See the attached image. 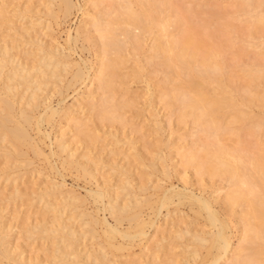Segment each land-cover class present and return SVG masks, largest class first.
<instances>
[{
  "label": "bare ground",
  "instance_id": "obj_1",
  "mask_svg": "<svg viewBox=\"0 0 264 264\" xmlns=\"http://www.w3.org/2000/svg\"><path fill=\"white\" fill-rule=\"evenodd\" d=\"M175 1L113 0L108 8H102V3H96L90 9L91 12L85 10L84 17L76 30V36L72 37L69 34L66 42L69 45L72 44V41L76 43L83 36H85L83 37L85 40L93 41L97 53L95 67H89L86 63L85 66H82L78 62H74L71 58L72 49L69 45V52L66 53V49L62 48L63 46L59 42L49 41L52 44H47L44 43V40L41 42L42 39L39 41L40 37H38L39 39L34 37L38 32L36 27L42 26L43 20L49 25H46V28L42 26L46 30L41 26L40 28L44 31H51L50 22L52 20L59 21L60 15L69 19L77 9L73 0H48L44 12L41 11L44 14L43 20L36 19L37 22H30V27H25L27 33L24 32L18 38L24 39L26 45L34 46V50H29V45L24 44L29 51L26 49V51L23 50L25 53H22V48L19 49L21 43L18 42V38L15 40L12 35L11 38L14 40L12 41L6 38L10 35H5L3 38L0 35L3 43L0 44V160L4 165L0 167V184L1 181L12 184L11 191H5L7 194H4V200L9 202L8 205L18 202L22 204L21 202L24 200H31V202L34 201L41 205L40 207L43 209V212L40 213L41 217L39 214V219L33 224L28 220L23 229L26 231L27 239H32V242H43L40 251L43 256L45 254V264H119L117 257H114L116 260L111 257L114 256L113 252L116 254L136 248L135 246L142 247L149 240L151 229L158 228L155 227L156 219L154 218L161 215L163 209L167 210V214L164 216L172 219L170 215H173L175 218L177 215L174 214L178 212L180 215L182 214L179 207L182 208L184 205H189V212H193L195 216L190 220L198 222V219L201 218L204 224L197 223L198 227L193 224L195 230L189 228L188 224L186 230L181 228L178 231L177 229L174 234H171L170 231L172 233L173 231L170 230V236H167V232L165 234L162 231L165 236L154 237L160 239L157 238L154 242L152 241L153 243L150 239L153 245L149 247L150 249H146H149L146 255H140L137 260L130 261L131 264H264V142L257 151L241 145V136L244 132L261 129L264 126V92L261 90L263 89L261 87L264 86V65L244 66L241 71V78L244 80L237 76L238 79L246 82L243 87L242 84H239L241 80L236 78L235 82L233 77L227 76L222 53L229 44L239 40L240 32L238 31H241L242 34L245 31V28L239 29L241 25L251 27L250 33L245 31L248 33H246V37L248 36L249 39H255L258 32L264 38V13L256 12L255 7L250 12L243 11L245 13L243 16L241 15L242 18H239L241 25L233 22L228 23L229 21L224 24L227 29L233 32L234 36L237 35L235 39L217 42L218 37L213 39L217 33L207 32L206 27L201 28V26L190 23L189 11L184 12ZM253 1L247 2V4L250 7L254 6ZM7 2L8 0H0V19H2V21L0 20V30L4 28L3 26H6L7 29L9 24L8 21H5L7 16L10 15L12 18L11 14L13 13L10 11L11 14L7 15V9L10 7ZM20 9L18 8V11ZM31 9L30 7H26L25 10L23 8L24 11L20 10L21 13H17L18 17L24 18L25 15L32 13ZM80 9L82 10V8ZM80 9L78 7V10ZM17 14H13L14 17ZM11 18L8 17V20H12L10 22L14 23V18ZM35 18L39 17L36 15ZM29 30L37 32L32 36L33 33L29 34ZM23 31L25 30L23 29ZM91 32L98 34L97 40L90 36ZM215 32L221 33L223 30ZM25 34L27 35L23 36ZM5 38L8 40L7 43H4ZM24 40L21 42L24 43ZM149 40L152 42L150 59L156 62L164 74L165 84L162 86L163 89L159 90L161 102L165 103L167 109L171 111L179 110V124H187L192 120L198 128V138L189 149L180 151L175 156L172 155L173 157H169L170 159H167V155L159 150L162 149L160 146L163 143L159 141L160 138L157 141V144L158 142L160 144H156V152L154 151V157L150 158V161L145 154L139 153L141 151H138V148V150L136 147L134 148L135 145H133L132 152L137 150L136 153H132L131 150H129L130 154L129 151H124L125 155L124 152L121 153L130 164L127 166L131 167L133 161L137 162L140 168H145V172L142 174L145 175L148 171L145 175L146 178L144 180L141 178L138 183L139 181L137 182L133 177L135 173L133 174L129 167L126 168L125 164L122 166L121 163L119 165V162H115L117 159L115 155L120 153H116L114 155L116 159L110 160L113 161L110 163L109 160L104 161L101 153L99 155L94 151L98 147L97 143L102 139L99 135L102 128L99 130V125L107 124L108 126L109 123L111 125L123 123L125 118L122 111H132L136 106L137 98L132 97L120 102L115 97L121 89L123 93L125 92L123 95L128 94L131 91L130 82L142 79L145 74L139 59L145 46L150 45ZM214 40L216 41L214 42ZM243 42L247 43V40L245 39ZM237 51L235 58L241 56ZM260 54L264 55V52ZM31 58H33L32 62L29 63L28 59L31 60ZM131 60L133 61L129 65ZM127 68H130L131 71L125 73L124 69ZM94 77V82L98 83L99 91L101 90L103 97L99 100L97 99L99 96L94 95L93 92L81 93V96H78L73 102H83L81 108L83 115L80 108H78L80 112L75 110L77 108L74 109V104L67 107H53L52 99L57 94L63 97L65 91L74 90V88L83 85L87 79L92 80ZM145 80H147L146 89L149 92L150 81L147 77ZM239 85L242 87L240 88ZM242 93L245 95L242 96ZM65 97L63 98L66 99ZM150 97H155L153 92L150 93ZM240 97H242L241 100ZM64 99H60L59 106L65 101ZM254 106L259 108V114L253 112ZM57 117L59 118L57 119ZM55 123L59 127L62 123H67L65 127L67 130L70 129V132L65 129L64 132L58 133L56 145L53 144L56 150L53 149L49 155H46L41 147V141H38L36 136L34 138L32 133L37 132L38 136L48 138L51 136L50 132L42 133V127L51 125L52 128ZM154 125L157 127L156 133L159 134L158 131L160 132L162 128L161 122L156 120ZM69 133H72L71 137H68ZM112 135L113 138L116 137L114 132ZM227 136H230V140L226 138ZM40 138L39 140L42 139ZM117 140L119 139L116 137ZM230 141L232 142L230 143ZM73 142L80 143V146H77L76 143L77 147L71 148ZM132 144L128 146H132ZM167 145L165 144V146ZM81 146L83 149L79 152ZM169 150L175 149L169 147ZM51 156L58 158L62 173L74 170L79 177L97 184L95 190L91 189L88 192V196L93 200L89 203L103 205L104 211L108 212L115 225L100 218L99 209L92 211L89 208V210L87 198L82 197L72 188L68 189L65 184L46 182L47 184L42 188L38 187L30 192L22 190V187L19 188L21 185H19V181H22L26 175L33 176L34 172L36 175V171L38 175L42 174L34 166L35 158L44 157L49 162ZM175 158L179 159L178 163L184 170L193 169L201 179L208 177L212 181L220 179V181L228 183V190L221 198L222 209L219 208L220 206H218L219 210L216 209V205L220 204V194L212 196V193L206 197L203 194L205 190H203L201 195L197 196L193 191L188 190L189 192H187L184 189V191H175V187L169 189L163 185L165 179L172 177L168 172V161ZM145 160L149 161L148 165L145 164ZM55 166L52 164L50 167L51 170L57 172L58 168ZM104 167H109L112 178L115 176L116 182L111 180L110 183V180H107L110 175L108 174L104 177L105 182L99 183L101 178H98V174H101L100 171ZM22 169L25 170L24 173ZM153 176L157 178L156 181L152 180ZM38 178L40 177L38 176ZM112 187H116V190L112 191L115 192L114 195L110 190ZM187 188L185 187V189ZM37 206L39 207V205ZM170 206L174 209L170 210ZM14 209H17L15 205ZM235 209L240 210L239 219L236 218ZM7 210L8 208L0 207V264H43L36 257L23 256L24 253L21 250V253H18L17 245L16 248L12 246V228L16 225L11 227L9 225L11 223L8 224L9 221H6ZM146 211H150V213L148 212L146 215ZM13 214L17 213L15 214L13 211ZM162 218L165 219V217ZM236 221L237 224H235ZM170 222L171 220L168 221V223ZM125 224H127V228H123L126 227ZM235 227L240 228L238 240L241 244L233 251L235 238L232 230ZM17 229L19 230V228ZM186 235H190V238H185ZM179 240L181 243L178 242ZM174 244L175 248L183 250V253H180V260L174 255L175 253H171V249H169L171 252L167 250L168 254L167 251L165 252L169 246L171 248ZM144 247L145 244L141 253H143Z\"/></svg>",
  "mask_w": 264,
  "mask_h": 264
},
{
  "label": "rangeland",
  "instance_id": "obj_2",
  "mask_svg": "<svg viewBox=\"0 0 264 264\" xmlns=\"http://www.w3.org/2000/svg\"><path fill=\"white\" fill-rule=\"evenodd\" d=\"M251 1H247V0H215V1H213V0H176L175 2L180 8L183 9L184 12L185 11L186 12L187 11L190 12V13L188 12V14H189L188 17L190 18V23H192L195 26H201V28H205L206 27L207 28V32L210 31L211 33H213V31H214V33H217L213 37V39H216L218 37L216 39L217 42H218L219 40L220 41H226L227 39H229V40L231 39L233 41L235 39V36H237V35L235 34V36H234L233 32L231 30L227 29L226 28L227 26L225 27L224 24L229 21L228 23L233 22L234 24L241 25L239 18L240 17L242 18L243 14L245 13V12L243 13V11H249L250 12L251 10H254V7H255L256 12H258V13L263 12L264 13V0H254L253 1V5L254 6L250 7L247 4V2H251ZM73 2L77 5V9L74 10V12L71 15V17H69V19H68V18H64V17H62V15H60L61 18L58 19L59 21L54 22L55 20L54 21L52 20L53 22L51 21L50 23H51L53 31L51 30L52 31L51 32V31L47 30V31L51 32V33H49L47 31H44V29L46 28V25L48 26L49 23H47L42 18V17H44V14L42 12H44V9H45L44 7H46V5L48 4V0H8L7 4H10V7L7 5L9 7V8L7 7L8 8L7 9L8 10L7 11V15L10 12L13 13L14 15L17 14V13L20 14L21 11H24L26 9V7L27 8L30 7L33 10L31 9L32 13L30 12L31 14L29 13V14L25 15L24 18L18 17V14H17V16H15V17H18V18H15L14 15L10 13L12 15V18H11L10 15H8L7 18L5 19V21L9 22L8 25L6 24L7 25V29L5 28L6 26H3L4 30L3 29L0 30V31H2V32H0V35L2 36L1 38L5 37V35L6 36L10 35V37L8 36L6 38H9V40L14 41L11 38L12 35H13L14 39L17 40L16 38H18V36H20V35L22 36V34H24V32L27 33L25 27H27V28L30 27V25H29L30 22L31 23L33 21L37 22V20L40 19L39 21L43 20L42 21V26H44L45 28L42 27L41 25L40 26L42 28H44V29L40 28V26H37L36 29H37V31L39 33L37 31L36 32L38 33V35H37V33L34 30H32V31L29 30L28 33L29 34L33 33L32 36H34L35 33H36V35L34 37H37V38L40 37V39L38 38L39 41H41V39H42L41 42H43V40H44V43H47V44H49V43L52 44V42H55V41L57 43L59 42V44L61 46H63L62 48L66 49V53H67V52H69V47H68L69 44L66 42V40H67L69 34L72 37L76 36V30H77L78 26L80 25L82 18L84 17L83 16V12L85 10H88V12H91L90 9H92L94 4H96V3H102V8H108L109 5H111L113 3V0H73ZM78 7H79V9L82 8V10L81 9L78 10ZM18 8L19 9L21 8L20 9L21 11L20 10L18 11ZM23 8H24V10H22ZM41 9H43V10H41ZM243 9H245V10H243ZM191 12H193V13H191ZM36 15L39 18H35ZM8 17H9V19L10 18L11 19L14 18V23H11L10 21H12V20L9 21ZM26 17H27V19H26ZM0 20L2 21V19H0ZM39 21H38V23H39ZM23 23L26 24V25H24ZM44 23H46V24L44 25ZM10 24H11V26L13 24V26L12 27L9 26ZM8 27L9 28L11 27V29H8ZM241 27L239 26L240 30H243L245 28L244 30L248 31L249 33H250L249 30H252L251 27H249V25L248 26L241 25ZM38 28L40 29V31H39ZM21 29H22V31H21ZM23 29L25 31H23ZM221 29L223 30V32H221L222 31ZM217 30L218 31L220 30L221 33L215 32ZM17 31L21 32V33L17 34L18 33ZM41 31H43V32H41ZM245 31L243 32V34L241 33V31H238L241 34L237 33L239 40L237 39L238 41L235 40L233 42V44L235 43L236 45L234 46L231 43V44H229V46L226 49H223V52H222L223 53V57H224L223 60H225L224 62H225V65H226V68H225L226 72H227L226 74H227V76L230 75V77H233L234 78L233 80L235 82L238 79L237 76L238 77L240 76V78H241V75H242L241 71H242V69L244 68L245 65H248V66L249 65L252 66V65H255V64L264 65V55L260 54L261 52H264V44H262L264 42V38L262 37L261 33L258 32L257 35H255L256 36L255 39L251 40V39L248 38V36L246 37V33L247 32H245ZM5 32H7V33H5ZM9 32H11L12 34L9 33ZM26 35L27 34H25L23 36H26ZM243 35H245V36H243ZM50 36L52 37V39L53 38L54 39L52 40ZM90 36L95 38V40L98 39V34H95V33L91 32ZM83 37H85V36H83ZM83 37L80 39V41L78 40V41H76V43H75V41H72L71 42L72 44L69 45L70 48L72 49V52H70V53L73 55V56L71 55V58H73L72 60H74V62H76V63L78 62L82 66L83 65L85 66V63H86L87 66H89V67H91V66L95 67V65L97 64V62H96L97 61L96 47L94 49V45L95 44L93 43V41H87ZM1 38H0V41H1L0 44L2 43V39ZM20 39H21V37H20ZM213 39H212V42H213ZM243 39L244 40L246 39L247 43L243 42L244 41ZM19 40H18V42L21 43V46H23L24 44L26 45V42H25L24 39H21V40H24V43H23V41L21 42V40L20 41ZM216 40H214V42ZM6 41L8 42V40L6 39V40H4V43H7ZM12 41H10V42L12 43ZM49 41H52V42H49ZM148 42L150 43V45L149 46L148 45L145 46V49L143 50V52L141 54V58L139 59L140 62H141L142 67L144 68V73L145 74L142 77V79H144V80L141 81L142 79L140 78L139 79L140 81L139 80L131 81L130 82L131 91H129L128 94L126 93L127 95L126 94L123 95L125 92L123 93L122 89H121V91L118 90L120 92L115 97V99H117L120 102L123 101V100L130 99L132 97L133 98H137L136 106H135V108L132 111H130V110H123L122 111V113H123L122 115L125 118L124 119L125 121L123 123H114V125H111V123L107 122L110 125L107 126V124H102L103 126L106 125L104 128H103V126L101 124H100L101 126L99 125V130L102 128V130H101L102 132L101 131L99 132V135L102 137V139H101V141H99L97 143L98 147L94 151V153L98 152L99 155L102 154V158L104 157L103 158L104 161L106 160L105 162H107L109 160L110 163H113V161L117 158L115 162H117V163L119 162V165L121 163L122 166L126 165V168L129 167V169L132 170L131 172H133V174L135 173L133 177H135V180L137 182L141 178H143L141 180H144L146 178L145 175H146V173L148 171H146L145 175L142 174V173L145 172V170H144L145 168L144 169L142 167L140 168L139 167L140 165H138L137 162L134 163L132 161V159H130L132 161L131 162V167L127 166V165H130V164L127 162L128 160L126 161V159L123 158L124 156L122 154H123L124 151L131 150V152H132V150H134V148L136 147V149L137 148L139 149V150L137 149L138 151H141L139 153L145 154L146 157H148L149 161H150L151 160L150 158L154 157L153 155H154L155 148L157 149V147H155V146L157 144L158 139L160 138L159 141L163 142V143L165 142V143L164 144L161 143L163 146L161 145L160 147L162 149H159V150L160 151L162 150L161 152H163L164 155H167V157H168L167 159H170L172 155L175 156L180 151L189 149L191 147L192 143L194 141H196V139L198 138V135H197L198 128L196 127V125L193 124L192 120L188 121L187 124H179V122H178V114H179L178 111L179 110L171 111V110L167 109V107L165 106V103L161 102V99H160V96H159V90L163 89L162 86H164L163 84H165V82L163 81L164 74L160 70L158 65H156V62L155 61L154 62L151 61V59H150V56H151L150 49L151 48L150 47L152 45V42H150V40ZM66 43H67V45H66ZM251 44H256V45H259V46H255V45H251ZM25 45L23 47L20 46V48H19V49L22 48L21 49L22 53H25L24 51H26V49H27L26 46L29 45V44H27L26 46ZM33 48L35 49L34 46H31V45L28 46L29 50H31ZM242 48H243V52H242ZM28 49H27V51H29ZM237 49H239V50L237 51ZM236 51L239 52V54L241 55L239 58H235V52ZM23 56L24 55H22V57ZM32 59L33 58H31V60L28 59V62L31 63ZM24 60L27 62L26 59H24ZM132 61L133 60H131L129 62V65H130V63H132ZM128 67H130V66H128ZM124 70H125L124 71L125 73L131 71L130 68L129 69L127 68V69H124ZM145 76L147 77L148 81H150V85L151 86H150V91L149 92L146 89L147 80H145L146 79ZM230 77H228V78L230 79ZM241 79H238V80L240 81ZM94 80H95V77L92 78V80L87 79V81L83 85L78 86L79 88L78 87H76V89L74 88L75 92L72 89H70V91H68V90L65 91V92H68L67 94L64 92V95H63V97L66 96L65 97L66 99H64L63 97L58 96L59 94H57V96H55L52 99L53 107L54 108L67 107V106H71V105L74 104L75 105L74 109L77 108L75 110L79 111L78 108H80V111L82 113L81 108H82V103L83 102L82 101H81V103L80 102H78V103L77 102L76 103L73 102V101H75V99L78 96H81V93L82 94L83 93L86 94V93H90V92L92 93L93 92L94 95L97 94V96H99V98H97L99 100L102 99V97H103L102 96L103 93L101 92V90L99 91L98 83L94 82ZM242 80H244V79H242ZM241 81H240L239 84H242V85L244 84L245 85L246 82L245 81L241 82ZM244 85H243V87H244ZM239 86H240V88L242 87L241 85H239ZM261 88H263V89H261ZM261 88L260 89L262 90V92H264V86H262ZM78 90L79 91L81 90L82 92L81 91L79 92ZM151 92H153V95L155 96L154 98L150 97V93ZM241 95L243 96L245 94L242 93ZM60 99H64L65 100L64 102H62L61 106H59L60 105L59 101H61ZM241 99H242V97H240V100ZM253 112L255 114H259L260 110H259V108L257 106H254L253 107ZM83 114L84 113H82V115ZM58 118L59 117H57V119ZM156 120H158L162 124V126H161L162 128H161L160 132L158 131L159 134L156 133L157 132V130H156L157 127H156V125H154V122H156ZM65 124L67 125V123H62L60 125V127L58 125H57L58 126L57 127L56 123H55V124H53L54 127L52 125V128H51V125L50 126L44 125L42 127V131H43L42 133H44V132L45 133L46 132L49 133L50 132L51 136L48 137V138H45L44 136H41V135L38 136L37 132L32 133L34 138L37 137L36 139L38 141H41L40 142L41 147H43V150L46 153V155H49L51 153V150H53L55 148L54 145H56V136H58L61 132L65 131V129L67 128V127H65ZM108 127H109L110 131H109ZM62 128H63V130H62ZM66 131L70 132V129H68V130L66 129ZM109 132L110 133L114 132V134L117 137V139H119L121 142L119 140L116 141V137L113 138L114 136L112 135V133H111L112 137H110L111 135H110ZM71 134L72 133H69L68 137H71ZM39 137H41L43 139V142H42L41 138H40L41 140H39ZM200 137H203V136L200 135ZM226 138H228V140H230V136H227ZM161 139H162V141H161ZM113 141L116 142V143H119V144L117 145ZM134 142H135V144H134ZM160 142H158V144H160ZM231 142L232 141H230V143ZM263 142H264V126H262L261 129H252L251 131H246L241 136V145L242 146H247L248 148H251V150H254V151H257L262 146ZM167 143H168L169 146L167 145ZM129 144H132V146L131 145L128 146ZM165 144L167 146H165ZM76 145L80 146V143L73 142L71 148H76L77 147ZM133 145H135L134 148H133ZM169 147H170V149L174 148L175 150L170 151ZM82 149H83V147L80 148L79 152L82 151ZM163 149H164V151H163ZM177 149H179V150L177 151ZM54 150H56V149H54ZM111 150H113V151L111 152ZM114 150H116L117 152L114 151ZM137 150H135V151L137 152ZM113 152H115V153L113 154ZM136 152H134V153H136ZM116 153H120V154L122 153V154L121 155L117 154V156H116L115 155ZM129 154H130V151H129ZM114 155H115L116 158L114 157ZM124 155H125V152H124ZM31 157H33L32 154H31ZM143 157H145V156H143ZM148 158H147V160H148ZM57 160H58V158L56 156H51V158L49 159L50 163L44 157L35 158L34 161L36 163H35L34 166L37 168L38 171H41L42 174L43 173L44 174L43 175L41 174L42 176L40 174L38 175V172L36 171V173H37L36 175L37 176L35 175V172L33 173V176L30 175V174L26 175L28 177L25 176L24 179H22V181H19V185L21 184L19 186V188L21 189V187H22L23 188L22 190L30 192V191H32L34 189H38V187L42 188L48 182H50L51 184H55V183L56 184H59V183L65 184L68 189L72 188L78 194H80L82 197L84 196L85 198H87V206L89 205L88 209L90 208L92 211H94V210L97 211L99 209L100 210L99 211L100 218L106 219L107 222L109 224H111V225H115L114 221L111 219V217L109 216L108 212L106 213L104 211V206L103 205H101V204H97V205L90 204L93 200H92V198L90 199V197L88 196V192L91 189L95 190L97 188L96 187L97 184L94 181L93 182H89L88 180H85L84 178L79 177L74 170L73 171H65V172L63 171V173H62V169H60V163ZM110 160H113V161H110ZM147 160H145L144 162H145V164L148 165L149 161H147ZM157 161H158V159H157ZM178 162H179L178 158H175L172 161H170V160L168 161V163H169L168 164V167H169L168 168V170H169L168 172H169L170 176H172V177L171 178L170 177L167 178L168 180L165 179V183H163L164 181L162 182L163 185L165 187L169 188V189L172 188V187H175L174 188L175 191H177V190L178 191H180V190L182 191L183 189L185 191L187 190V192H189V191L192 192L193 191V193L195 195H197V196L201 195L203 190H205V192H206V194H205V192L203 193L204 196H206V197H208L210 194L212 195V193H213L212 196H217V195L220 194L219 195L220 199L218 197L220 204L218 203V205H216L217 206L216 209H218V206H220L219 208L222 209V206H221L222 199L221 198L224 197L225 192L228 190V183L226 181H222V180L220 181V179H216V180L212 181V180L208 179V177H207V179L205 177L203 179H201V178H199L196 175V173L193 171V169L184 170L183 167L181 166V164L178 163ZM132 163H134V164H132ZM52 164H53V166L56 165L55 167L58 168V169H56L57 172L51 170L50 166ZM160 164L161 163L159 162V165ZM58 165H59V167H58ZM3 166H4L3 162H2V160H0V167H3ZM138 167H139V169H138ZM42 168H43V171H42ZM101 170H102V171H100L101 174H98V178H101L100 179L101 182H99V183L103 184L105 182L104 181V179H105L104 177L108 176V174L111 175V171L109 170V167L108 168L104 167ZM22 172L24 173L25 170L22 169ZM57 173L63 174L64 176L63 175H59ZM110 175L107 177L108 178L107 180H110V183H111V180L116 182L117 180L115 179V176H114V178H112L113 176L112 175L110 176ZM156 175H154V176L156 177ZM158 175H157V177H158ZM38 176L40 178H38ZM154 176H153V178H155ZM153 178H152L153 181L157 180V178H155V179H153ZM1 182L2 183L0 184V207L3 208V209H7L8 208V210L6 212V215H5L6 221L7 222L9 221L8 224L11 223V224H9L11 227H14L16 225L14 228H12V237H11L12 246H14V248H16V245H17V247L19 248V250H17L18 253L21 250L22 253H24L23 256H26V257H28V256L32 257L33 256V258L36 257V258L39 259V261H41V263L45 264L44 263L46 261V259L44 258L45 254L43 256L42 252L40 251V250H42V243L43 242H41V243L32 242L33 241L32 239H27L28 237H27L26 231H25V229H23L24 228L23 227L24 224H26L28 222V220H29V222L32 221L31 224H33V223L37 222L39 217H41L42 214H40V213L43 212V209L40 207L41 205L39 203L36 204L34 201L31 202V200H26V201L24 200L23 201L24 203L21 202L22 204H20V202H18L19 204L18 203H16V204L15 203H11L13 205H8L9 202L4 200L5 199V195L7 194V193L5 194V191L6 192H10L11 189H12V184L11 183H7V182L3 183V181H1ZM115 182H113V184H115ZM6 183H7V185H6ZM138 183H140V181ZM185 187H188V188L185 189ZM67 188H65V189H67ZM115 188L116 187H112L110 189L111 192L115 191L116 190ZM113 193H115V192H112V195H114ZM14 205H15V208L17 207V209H14ZM19 205H21V206H19ZM37 205H39V207ZM172 206H170V210L174 209L173 208L174 206L173 207ZM184 206H185V208H183ZM184 206H182V208H180L181 206L179 207V209H180L182 214L180 215V212L174 214V215H177L175 218H173L174 217L173 215H170V216H172V219H171V217L167 216L168 217L167 218L166 216H164V215L167 214V212H166L167 210L165 211L164 209L162 210V214H161L162 216L159 215L156 218H154V219H156L155 220V222H156L155 227H158V228H155V229L152 228L151 229V231L149 233L150 234L149 235V240H147L146 243H144L145 244V247H144L145 253H144V251H143V253H141V251L143 250V246H144V244H143L142 247L141 246H135L136 248H133V249H130V250H127V251H123V252H117L116 254H114L115 252H113L112 255H114V256H111V257H113V259H115V260H116V258H114V257H117V259L119 261V264H127V262H128V264H131L130 261L132 262L133 260L134 261L137 260L140 257V255H142V254L146 255V252L149 251V249H150L149 247H151L153 245V244H151L152 241L154 242L158 237L161 238L163 235L165 236V234H167V233L169 234L170 230L173 231V233L171 231H170V233L174 234V232H176L177 229H178V231H180L181 228H182V230H184V229L186 230V228L189 227V228L195 230L196 229L195 226L198 227L197 223H199V225L200 224L201 225L204 224L203 223V219H201V218L198 219V222L197 221L195 222V220H190V219H193L195 216H194L193 212L192 213L189 212L190 211L189 205H184ZM29 207H32V208L30 209ZM188 208H189V210H188ZM37 209H39L40 211L39 210L37 211ZM13 211L15 212V214L16 213L17 214L14 215ZM182 211H184V212H182ZM148 212L150 213V211H148ZM148 212L146 211V215H147ZM239 212H240L239 209L238 210L235 209V214H236V218L237 219H239V217H240ZM183 213H185V215H186V216L184 215L185 217L183 216ZM38 215H39V217H38ZM162 217H165V219H168V220L166 221ZM181 219H183V220H181ZM186 219H188V220H186ZM169 220H171L170 223H168ZM175 222H176V224H173ZM235 224H237V221L235 222ZM187 225H188V227H187ZM190 225H193V226H190ZM125 226L126 227H123V228H127V224H125ZM17 228H19L20 231ZM240 228H241V226H240ZM240 228L237 229V227H235V229L232 230V232L234 231L233 236L235 238L234 239L233 251L235 249H237L238 246L241 244L239 242V240H238L239 237H240V232H239ZM162 231L164 233L165 232H167V233L164 234ZM235 231H236V233H235ZM237 231H238V233H237ZM160 233H161V235H160ZM168 234H167V236L171 235V234H169V235ZM235 235H236V237H235ZM156 236H158V237L154 238ZM186 237L190 238V235H186L185 238ZM153 238H154V240H152ZM160 238H158V239H160ZM150 239H151V242H150ZM178 242L181 243V240H179ZM19 245H20V247H19ZM146 246H148V247H146ZM38 247H40L41 249H39ZM147 248H149V249L146 250ZM174 248H175V244L172 245L171 248L169 246L165 250V252L167 250L171 249L172 252H171V250H169V251L171 253H175L174 255L177 256V259L179 258L178 260H180V253L182 254L183 250H181L179 248H175V250H173ZM139 251H140L141 254L139 253ZM233 251L230 253L229 261H230V257L232 255ZM138 253H139V255H138ZM168 253L169 252L167 251V254Z\"/></svg>",
  "mask_w": 264,
  "mask_h": 264
}]
</instances>
